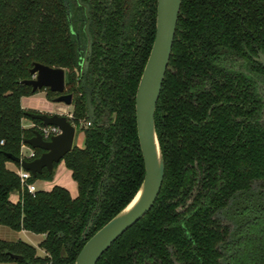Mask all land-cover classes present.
<instances>
[{"label":"trees","instance_id":"1","mask_svg":"<svg viewBox=\"0 0 264 264\" xmlns=\"http://www.w3.org/2000/svg\"><path fill=\"white\" fill-rule=\"evenodd\" d=\"M67 1L71 19L86 20L84 4L91 17L87 82L94 121L86 128L65 0H0V225L42 234L44 252L21 239H0V264H73L144 176L135 93L155 35L156 0ZM258 52L264 55V0H181L154 114L163 182L152 207L96 264H264L257 90L264 87V66ZM34 62L63 68L73 94L71 122L83 133V145L74 144L61 161L76 183L74 197L58 185L31 194L6 166H19L7 154L19 156L23 140L33 135L35 127H24L22 119L42 124L21 106V97L37 92L22 84ZM40 90L52 100V91ZM34 150L35 157L42 152ZM53 170L44 168L29 181L50 180ZM223 214L233 218L231 228Z\"/></svg>","mask_w":264,"mask_h":264},{"label":"water","instance_id":"2","mask_svg":"<svg viewBox=\"0 0 264 264\" xmlns=\"http://www.w3.org/2000/svg\"><path fill=\"white\" fill-rule=\"evenodd\" d=\"M180 6L181 0H156L155 35L135 93L136 130L144 163L142 182L131 200L85 241L73 264H96L110 245L146 214L159 194L164 178V160L155 129L154 114L171 54ZM258 59L264 66V55L259 53ZM86 66L87 64L84 72ZM29 73L31 78L22 80V84L29 85L32 92L46 88L52 92H63L62 68L34 62ZM82 87L86 95L89 121H93L91 88L84 80ZM258 91L264 102L263 87L259 85ZM55 101L68 105L71 95H59ZM61 112L66 111L63 109ZM27 115L41 121L44 126H57L60 133L46 140L34 129L33 135L25 138L23 143L33 149H41V154L31 160L12 154H7V157L18 163L22 169L29 171L32 176L41 173L44 168L51 172L54 164L59 163L81 137L84 139L83 133L76 140L74 125L63 114L27 112ZM14 257L20 258L16 255Z\"/></svg>","mask_w":264,"mask_h":264},{"label":"flooded vegetation","instance_id":"3","mask_svg":"<svg viewBox=\"0 0 264 264\" xmlns=\"http://www.w3.org/2000/svg\"><path fill=\"white\" fill-rule=\"evenodd\" d=\"M78 1H79V4L82 5V0H78ZM82 6L85 7L84 11H85V15H86V20L81 21L80 17H77V16L73 20V19H71L72 18V11H71L70 4H69V2L67 0H65V7H66V13H67V20H68V23H69V29H70V33L74 36V38L76 40V43H77V54H78V57H79V67H78V69L75 70V72H76V75H77V80H79L80 90L84 94L85 105H86V95H85V92H84L83 87H82V81L84 80L86 82V85L91 88V101H92V91L93 90H92V87L87 82V74H88V70H89L90 57H91V54H92V33H91V29H90L91 17H90V14H89V5L88 4H84ZM259 53H261V52L257 53V58H258V54ZM85 64H87V66H86V71L84 72ZM259 85L260 84H258L257 90L259 89ZM260 86H262V85H260ZM263 89H264V87H263ZM52 93L54 95L52 97L51 102L55 106L58 105L59 107H61V106L64 107V109L66 111L65 113H62L61 111H59V109H60L59 108L57 112H53V113L63 114L71 122V118H73V113H72L73 112V94L67 91V87L65 85V70H64V88H63V92H61V93L52 92ZM67 94L71 95L70 104L66 105L63 102H56L55 101L56 97H58L59 95H67ZM261 100H262V104L263 105H262V108H261V118H260L259 121H260V124L262 125V127L264 128V102H263L262 96H261ZM93 114H94V107H93ZM87 117H88V110H87ZM93 121H94V119H93ZM93 121H89V117H88V121L87 120L81 121L80 125H81L82 128H86L88 125H92ZM76 130L77 129L75 128V132H76ZM223 218H224L225 223L227 225H230V228H231L233 226V224H234L233 218L230 217L229 214H223Z\"/></svg>","mask_w":264,"mask_h":264},{"label":"rangeland","instance_id":"4","mask_svg":"<svg viewBox=\"0 0 264 264\" xmlns=\"http://www.w3.org/2000/svg\"><path fill=\"white\" fill-rule=\"evenodd\" d=\"M51 104V100L46 94L45 90H37V92L30 94L28 96H23L21 97V106L23 105L24 107L26 106L27 108H31L32 111H35L33 108L34 106L36 107H41V106H47ZM25 107V108H26ZM38 112V111H35ZM24 124H30V127H34V122L28 118H23L22 119ZM81 132L79 129L76 130L75 132V139L78 140L80 138ZM77 144V143H76ZM24 152H27L26 149L23 150ZM62 162H59L54 170H53V175L50 180H41L37 179L35 181V186L40 189L44 190H49L53 186L58 185L66 188L71 195H74L76 193V185L70 175V172L68 169L64 168L62 166ZM13 199L16 200L17 194L13 193ZM0 239L2 240H7V241H15L18 239H21L31 245H36V242H39L43 239L42 234H34L29 231H14L6 226L0 225ZM42 251V250H41ZM40 253V252H39ZM42 253V252H41Z\"/></svg>","mask_w":264,"mask_h":264},{"label":"built area","instance_id":"5","mask_svg":"<svg viewBox=\"0 0 264 264\" xmlns=\"http://www.w3.org/2000/svg\"><path fill=\"white\" fill-rule=\"evenodd\" d=\"M35 125V124H34ZM36 130H38L42 137L46 140H48L51 136L57 135L60 133V129L57 126L54 125H47L44 126L42 124H38L34 126ZM2 143V142H1ZM26 149L27 152H24L23 150ZM20 158L31 160L35 158V150L28 145L22 143L20 147ZM16 174L19 177L21 187L26 189L29 193L34 194L37 190L35 186V182H30L29 179L31 177V173L27 170L22 169L19 166V169L16 171Z\"/></svg>","mask_w":264,"mask_h":264},{"label":"crops","instance_id":"6","mask_svg":"<svg viewBox=\"0 0 264 264\" xmlns=\"http://www.w3.org/2000/svg\"><path fill=\"white\" fill-rule=\"evenodd\" d=\"M26 107V106H25ZM23 105H22V108L23 109H25L26 111H32L31 110V108L29 107V108H25ZM60 108V109H59ZM35 111H38V112H40V113H47V114H53V112H57L58 111V109H59V111H61V110H63L64 109V107H59L58 105L57 106H55L52 102H51V104H49V105H47V106H41V107H36V106H34V108H33ZM22 125L24 126V127H30L31 125L30 124H24L23 123V121H22ZM83 145V137H81L79 140H78V142H77V146H82ZM62 162V164H64L63 163V161H61ZM6 166L9 168V169H11V170H13V171H17L18 169H19V166H17L15 163H13V162H7L6 163ZM62 166H64V168H66L65 167V165H62ZM67 169V168H66ZM70 172V171H69ZM70 175H71V172H70ZM74 181V180H73ZM74 183H75V181H74ZM75 185H76V183H75ZM37 188V187H36ZM38 189H40V188H38ZM77 189V188H76ZM50 190V189H49ZM70 193V192H69ZM71 195V194H70ZM77 195V190H76V193L74 194V195H71L72 197H74V196H76ZM17 198H18V196H17ZM17 198H16V200H17ZM10 199L12 200V201H16V200H14L13 199V195H11L10 196ZM21 231H25V230H21ZM40 242V241H39ZM39 242H36V245H34V247H36L37 248V253L39 254V255H43L44 254V252L43 251H41L39 248H38V244H39ZM29 243H32V242H29ZM40 252V253H39ZM42 252V253H41Z\"/></svg>","mask_w":264,"mask_h":264}]
</instances>
